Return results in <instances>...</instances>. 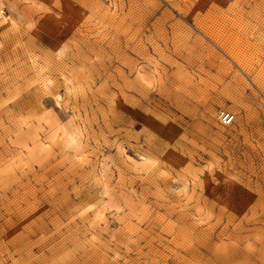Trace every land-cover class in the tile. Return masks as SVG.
Wrapping results in <instances>:
<instances>
[{
	"label": "rangeland",
	"instance_id": "1",
	"mask_svg": "<svg viewBox=\"0 0 264 264\" xmlns=\"http://www.w3.org/2000/svg\"><path fill=\"white\" fill-rule=\"evenodd\" d=\"M0 264H264V0H0Z\"/></svg>",
	"mask_w": 264,
	"mask_h": 264
},
{
	"label": "built area",
	"instance_id": "2",
	"mask_svg": "<svg viewBox=\"0 0 264 264\" xmlns=\"http://www.w3.org/2000/svg\"><path fill=\"white\" fill-rule=\"evenodd\" d=\"M233 113L227 110H220L216 114V120L218 124L222 126H227L233 121Z\"/></svg>",
	"mask_w": 264,
	"mask_h": 264
},
{
	"label": "bare ground",
	"instance_id": "3",
	"mask_svg": "<svg viewBox=\"0 0 264 264\" xmlns=\"http://www.w3.org/2000/svg\"><path fill=\"white\" fill-rule=\"evenodd\" d=\"M72 137H73V136H72ZM70 138H71V137H70ZM129 161H130V160H129ZM140 167H141V166H140ZM140 167H139V168H140Z\"/></svg>",
	"mask_w": 264,
	"mask_h": 264
}]
</instances>
